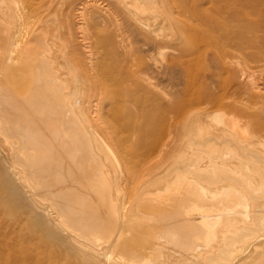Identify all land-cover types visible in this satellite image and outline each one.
I'll use <instances>...</instances> for the list:
<instances>
[{
	"label": "bare ground",
	"instance_id": "1",
	"mask_svg": "<svg viewBox=\"0 0 264 264\" xmlns=\"http://www.w3.org/2000/svg\"><path fill=\"white\" fill-rule=\"evenodd\" d=\"M0 264H264V0H0Z\"/></svg>",
	"mask_w": 264,
	"mask_h": 264
}]
</instances>
